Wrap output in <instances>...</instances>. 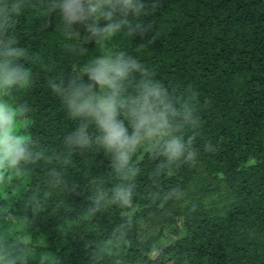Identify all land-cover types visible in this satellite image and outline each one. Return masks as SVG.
<instances>
[{
  "label": "clouds",
  "instance_id": "1",
  "mask_svg": "<svg viewBox=\"0 0 264 264\" xmlns=\"http://www.w3.org/2000/svg\"><path fill=\"white\" fill-rule=\"evenodd\" d=\"M158 4L0 0V175L39 181L18 206L0 204V264H63L70 238L82 242L83 264H145L135 234L139 181L147 171L148 196L178 197V187L165 192L160 182L195 163L202 127L195 93L161 81L139 56L144 42L135 41L151 38ZM26 16L54 37L61 61L24 40ZM38 79L65 124L51 142L29 131ZM98 156L106 164L94 172ZM105 212L113 223L92 232L87 226ZM53 220L55 241L40 228ZM153 247L162 252L165 242Z\"/></svg>",
  "mask_w": 264,
  "mask_h": 264
},
{
  "label": "trees",
  "instance_id": "2",
  "mask_svg": "<svg viewBox=\"0 0 264 264\" xmlns=\"http://www.w3.org/2000/svg\"><path fill=\"white\" fill-rule=\"evenodd\" d=\"M152 23L151 38L135 41L144 42L140 58L161 81L195 93L202 121L197 160L165 177L160 187L165 192L171 187L182 191L202 165L208 175H221L237 199L224 214L187 209L185 235L156 260L150 252L159 232L143 235L135 229L146 250L133 248L130 254L140 252L145 264H264V0H159ZM32 24L26 16L21 25L24 40L37 52L45 50L49 59L61 61L54 37L30 28ZM28 100L33 105L30 133L51 142L65 127L57 101L39 79ZM205 143L214 150L203 151ZM105 164L98 156L93 171H102ZM145 167L150 165L146 162ZM150 180L146 171L139 181L141 211L169 208L177 197L153 200L148 196ZM36 187L38 180L0 175V204L18 206ZM114 219L113 213L105 212L87 227L99 234ZM54 227V220L40 224L53 241L59 238ZM78 228L84 230L85 225ZM83 254L82 242L70 238L63 264H83Z\"/></svg>",
  "mask_w": 264,
  "mask_h": 264
},
{
  "label": "rangeland",
  "instance_id": "3",
  "mask_svg": "<svg viewBox=\"0 0 264 264\" xmlns=\"http://www.w3.org/2000/svg\"><path fill=\"white\" fill-rule=\"evenodd\" d=\"M236 199L221 175H208L203 166L199 165L196 174L169 208L145 213L140 208L135 229L143 235L159 232L158 241L165 242V249L176 239L185 235L183 213L187 209L201 207L215 214H224ZM247 233L249 236H257L252 231ZM161 253L153 247L150 256L156 260L159 259Z\"/></svg>",
  "mask_w": 264,
  "mask_h": 264
}]
</instances>
